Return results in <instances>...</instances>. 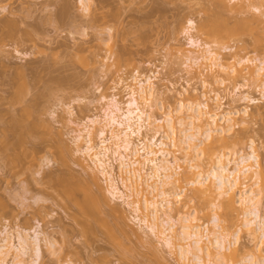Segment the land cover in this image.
<instances>
[{
	"label": "rangeland",
	"instance_id": "rangeland-1",
	"mask_svg": "<svg viewBox=\"0 0 264 264\" xmlns=\"http://www.w3.org/2000/svg\"><path fill=\"white\" fill-rule=\"evenodd\" d=\"M92 1L85 2L90 7L88 12H84L79 0H0V136L7 135L12 147V151L9 147L7 156L11 159L18 153L21 155L24 149L28 154L20 164L15 162L7 166L0 160V232L9 233V238H14L11 241L14 245L17 244L16 233L20 231L21 234L26 231L32 238L37 233L41 234L40 239H48H41V256L36 264H179L174 252L171 255L172 251L169 252L157 239L143 234L129 222L128 210L119 207L125 223L120 232V216L111 211L115 207L112 203L100 208L95 218L99 224L91 220L92 230L88 232L85 219L64 195L61 183L67 176L66 180H71L70 176L82 182L88 180L86 167L91 163L76 153L73 130L77 129L76 124H82L87 118L101 116V96L112 95L115 91L111 89L119 79L124 85L130 84L135 71L145 75L158 72L157 88L166 94L156 102L164 106L176 104L180 88L192 76L195 79L189 82V91L196 89L191 95L195 96L196 102L202 101L201 94L205 89L196 75L185 73L183 59L176 52L177 49L190 50L183 30L187 20L195 22L192 34L202 42H213L211 33L215 28L222 31H228V28L232 31V27L235 31L237 28L232 34L235 39L231 40V35L228 41L224 39L227 44L223 42L219 49L215 48L225 59L233 61V58L247 57L263 60L264 17L257 12L255 15L245 0H225L226 9L218 7L213 0ZM251 1L258 4L257 0ZM260 8L264 11V7ZM221 22L222 25L225 22L224 26L221 25L224 30L218 24ZM237 31H240L238 35ZM226 45L233 47L232 50L222 52L220 47ZM121 51L122 56L117 63L116 54ZM110 54L113 57L105 58ZM203 73L210 80L212 75ZM16 76L21 78L18 80ZM20 80L28 85L27 95L24 94L22 99L27 103L12 104L20 90ZM226 82L219 88L216 84L214 88L224 97V110L236 111L245 106L233 104L235 95L247 94L254 99L261 97L250 82ZM171 84L174 88L168 93ZM117 89L119 101L124 102L127 90L124 87ZM33 101L40 109L34 114V120L45 123L43 125L47 128L38 127L35 136L22 141L20 147L17 145V131L12 129L7 134L2 127L9 126L11 117L20 114L23 107ZM256 101L249 105L247 126L242 129L238 119L236 123L239 124L233 129V135L242 138L240 144L223 152L247 153L250 139L263 162L264 101ZM163 142L167 144L168 141L164 139ZM115 174L117 169L114 166ZM98 179V185L104 191L106 183L99 175ZM252 183L249 181L247 185ZM91 189L95 190V187ZM183 198L179 204H186L185 212L188 214L193 216L196 213L194 217L198 225L207 223L218 213L212 206L205 207L207 210L202 212L204 210L200 209L205 204L194 199L190 201L188 189L184 191ZM206 214L209 218H203ZM102 223L109 225L113 237ZM239 245L240 250L248 252L253 249L245 235H241ZM22 259L24 264H33L34 252L28 251ZM8 262L10 264V259Z\"/></svg>",
	"mask_w": 264,
	"mask_h": 264
},
{
	"label": "bare ground",
	"instance_id": "bare-ground-1",
	"mask_svg": "<svg viewBox=\"0 0 264 264\" xmlns=\"http://www.w3.org/2000/svg\"><path fill=\"white\" fill-rule=\"evenodd\" d=\"M213 1L222 9L228 8L225 0ZM257 1L264 7V0ZM85 2L93 1L79 0L84 12H88L90 6ZM244 2H249L247 5L249 4L253 13L257 12L264 17L263 8L258 4L254 5L251 0ZM185 24L183 30L190 50L177 49L176 52L183 59L181 63L185 67V73L188 76L196 75L205 89L201 94L202 101L196 102L195 96L191 95L196 89L191 88L192 92L189 91V82L195 79L194 76L180 88L178 101L174 106L156 102L166 94L157 88L158 72L145 75L135 71L130 84L125 85L119 79L111 89L115 92L100 98L102 115L87 118L82 124L75 125L77 129L73 130V142L76 153L88 158L91 165L86 167L87 170L80 165L88 171L86 182L73 177L74 180L71 176V180H66L69 176L63 179V193L80 211L88 232L92 230L91 220L94 223L97 221L95 218L100 208L112 203L115 207L111 211L120 216V232L125 223L119 207L128 210L129 222L143 234H150L167 247L169 252L172 251L171 255L177 256L179 264H264V161L259 160L255 143L250 139L247 153L223 152L241 142V136L232 133L236 124H239L236 121H241L243 129L250 118L249 105L258 99L264 101V59L242 57L229 61L216 52L215 48L219 49V45L226 43L237 29L233 31L232 27L230 31L228 28V33L222 27L225 22L223 25L222 22L218 23L224 31L220 28L213 30L214 26L211 24V43L207 40L202 42L192 34L196 28L194 21L187 20ZM108 30H111L110 27ZM240 31H237V35ZM232 37L231 40L235 39ZM227 46L220 47L221 51L232 50L233 47ZM121 54L122 51L116 54L115 62L120 61ZM111 57L113 56L110 54V57L105 58ZM204 71L212 75L210 80L204 76ZM238 80L250 82L261 97L254 99L247 94L235 95L232 98L233 104L241 103L245 106L236 111L224 110V97L216 92L215 85H224L226 81L237 84ZM19 82L20 90L15 94L12 104L22 102L24 94L27 95L28 85L25 81ZM122 86L127 90L124 102L118 99L117 88H123ZM173 88L174 85L171 84V89H167V92H172ZM37 108L39 107L35 101L26 104L20 114L16 113L17 116L11 117L9 126L2 127L6 129V133L12 129L17 131V145L34 137L38 127L44 129L45 123L34 120ZM69 116L72 114L69 113ZM4 136H0V160L6 162L7 166L15 162L20 164L23 157H26V149L21 155L14 153L17 155L11 159V156H7L11 146L7 135ZM164 139H167V144L163 142ZM114 166L117 169L115 175ZM98 175L106 183L104 191L98 185ZM249 181L253 183L247 185ZM91 187H95V190ZM186 189L191 193L190 201L194 199L205 204L200 210L212 206L218 213L211 218L206 214L203 218H209L207 223L196 224V213L193 216L188 214L185 212L186 204H179L184 199ZM78 193L80 197L77 196ZM197 220L200 221L199 218ZM102 224L109 231L110 237H113L109 225ZM20 232L16 233V237L13 235L17 240L16 245L11 242L14 238L11 240L9 233L0 232V264H9V259L10 264H24L22 257L30 250L34 252L33 264H36L41 256V234L36 233L32 238L26 231L24 234ZM241 235L249 239L253 249L248 252L239 249ZM47 240L45 238L43 241Z\"/></svg>",
	"mask_w": 264,
	"mask_h": 264
}]
</instances>
